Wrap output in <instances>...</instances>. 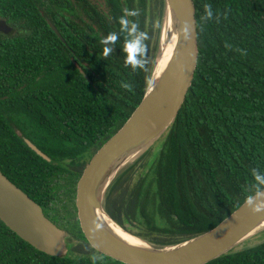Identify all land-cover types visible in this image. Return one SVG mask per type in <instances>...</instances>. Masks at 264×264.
Segmentation results:
<instances>
[{
	"label": "trees",
	"instance_id": "trees-1",
	"mask_svg": "<svg viewBox=\"0 0 264 264\" xmlns=\"http://www.w3.org/2000/svg\"><path fill=\"white\" fill-rule=\"evenodd\" d=\"M19 1L24 0H0L2 15L23 20L27 32L53 34L33 10L23 15V9L16 6ZM193 2L198 60L186 99L155 156L147 161V150L124 168L104 199L105 211L114 221L160 246L214 228L254 195L252 170L264 173V0ZM163 5V0H76L74 6L64 0L60 8L64 20L56 23L64 41L52 37L46 47L36 45L45 49L38 63H30L26 54L17 59L23 66L37 67L36 71L15 70L8 59L13 57L11 49L0 51V82H26L19 93L33 97L25 111L63 114L61 120L31 118L34 125L26 129L34 142L47 138L45 154L51 161L70 158L76 169L72 174L61 172L62 181L70 174L67 200L36 202L51 206L53 210L45 211L46 216L60 222L70 239L76 240L72 250L80 254L49 256L0 220V264H92V256L100 257L97 264H124L99 253L85 238L77 218L76 184L95 153L122 127L145 94ZM206 6L213 12L211 19L205 18ZM128 10L139 12L128 19L148 34L144 66L135 71L124 65L126 33L119 25ZM113 31L117 42L101 44ZM103 47L112 48L108 57L101 55ZM3 123L1 118L2 131ZM22 145L25 150L15 151L12 166L27 177L32 189L44 188L50 179L44 167L50 175L57 165ZM21 155L27 159L22 161ZM138 164L142 170L137 171ZM206 264H264V241L231 250Z\"/></svg>",
	"mask_w": 264,
	"mask_h": 264
},
{
	"label": "water",
	"instance_id": "water-1",
	"mask_svg": "<svg viewBox=\"0 0 264 264\" xmlns=\"http://www.w3.org/2000/svg\"><path fill=\"white\" fill-rule=\"evenodd\" d=\"M163 3L162 25L167 16L171 17L175 35L171 56L158 74L154 73V60L141 102L81 173L75 196L77 218L85 238L96 251L124 264H206L234 250L259 229L264 220V209L253 212L245 201L214 228L182 242L160 246L123 228L104 208L106 193L115 178L174 122L197 66L193 0H163ZM48 23L59 34L56 27ZM27 143L37 154L51 161L32 143ZM0 220L22 240L49 256L62 257L69 252L65 231L46 217L40 205L1 170Z\"/></svg>",
	"mask_w": 264,
	"mask_h": 264
},
{
	"label": "flooded vegetation",
	"instance_id": "flooded-vegetation-1",
	"mask_svg": "<svg viewBox=\"0 0 264 264\" xmlns=\"http://www.w3.org/2000/svg\"><path fill=\"white\" fill-rule=\"evenodd\" d=\"M73 5H76V0H67ZM62 2L64 0H24L22 2H18L16 6H19L23 9L24 14L28 15L26 12L28 9L33 10L34 13H37L42 19L45 20L47 25L50 27L49 22H51L59 32L57 34L55 31L52 30L53 34L48 33H40V32H27L26 28L23 25V20L15 19L11 15H2V11L0 10V51H7L9 49V53L13 55V57H9V61L14 64L15 70L19 71H31L37 70V67H31L29 64L23 66L21 62L17 59L19 56L25 55L30 63H38L45 54H42L45 49H38L36 45L40 44L42 47H46L48 45V38H59L61 41H64L60 30L56 23L63 22L65 12L62 8ZM55 8L57 11H55ZM70 18H73L75 21V17L67 15ZM3 23V25H2ZM5 27V29L2 28ZM40 39V41L38 40ZM25 40L26 42L19 43V41ZM21 44L24 45L23 48H14V46ZM35 46L32 48L31 46ZM10 46V48H9ZM45 60V58H44ZM26 72L22 73L25 74ZM35 74V72H34ZM32 76L31 72H28V77ZM36 79H39L40 76H35ZM26 82H0V120L1 118L4 119L3 128L4 131L0 130V166L4 168L7 174H3L17 187H19L22 191H24L31 199L35 202L36 200L42 201H58V200H67L68 191L71 187L70 180H69V173H66L67 180H61V172L67 170V172L75 173V168L71 166V159L70 158H62V159H55L52 161L53 164L57 165L55 169L53 168L54 173L48 175L47 168L44 167V171L46 172V176H50V179H46L44 182V188L32 189L30 185H28L27 177L17 171L12 166L11 160L15 154L16 150H25L22 143L27 146L30 150L34 151L27 143L29 141L32 143L38 150L45 154V149L48 150V140L46 137H42L40 141L34 142L35 138L30 137V133L26 128L32 127L34 124L29 120L31 118H39V119H58L61 120L63 114L59 113H42V114H32L28 113L25 110L31 107L33 97L28 98L22 96L19 93L21 88H24ZM10 86L16 88L17 91H12ZM12 92H16L17 95H12ZM3 133V134H2ZM30 135V136H29ZM53 142V140H51ZM39 143L41 146H39ZM3 152H8V154H4ZM35 152V151H34ZM36 153V152H35ZM37 154V153H36ZM39 155V154H38ZM40 156V155H39ZM42 157V156H41ZM49 157V156H48ZM22 161L27 159L26 155H21L19 157ZM43 158V157H42ZM44 159V158H43ZM51 159V158H50ZM46 160V159H44ZM47 161V160H46ZM72 167V168H70ZM63 169V170H62ZM1 170V168H0ZM57 170H61L57 173ZM78 182V181H77ZM77 186V184H76ZM40 205L38 202H36ZM43 210V213L51 212L53 209L51 206L47 207L46 205H40ZM46 216V214H45ZM48 217V216H46ZM49 218V217H48ZM50 219V218H49ZM51 220V219H50ZM52 221V220H51ZM55 223L54 221H52ZM58 227L65 231V243L67 247L72 249L66 242L68 234L65 229H63L60 225V222L55 223ZM74 239H72L73 241ZM75 245L76 240H74ZM74 245V246H75ZM73 246V247H74Z\"/></svg>",
	"mask_w": 264,
	"mask_h": 264
},
{
	"label": "clouds",
	"instance_id": "clouds-1",
	"mask_svg": "<svg viewBox=\"0 0 264 264\" xmlns=\"http://www.w3.org/2000/svg\"><path fill=\"white\" fill-rule=\"evenodd\" d=\"M206 19H211L213 12L210 6H206ZM139 12L137 10H128L124 16L119 19L120 31L126 33V38L123 41L122 51L124 53V65L130 67L133 71L143 68L144 59L146 53V45L144 41L148 40V34L145 31L140 30V26L137 22L131 21L128 17H137ZM185 37L187 38V32L185 31ZM117 32H109L107 36L101 39V44L111 45L117 42ZM112 52L111 47H103L101 55L108 57ZM254 179L255 193L250 195L246 199V204L250 207L251 211L259 212L264 209V191H261V187H264V173L257 170H252L251 173ZM92 264H97L100 257L92 256Z\"/></svg>",
	"mask_w": 264,
	"mask_h": 264
},
{
	"label": "bare ground",
	"instance_id": "bare-ground-1",
	"mask_svg": "<svg viewBox=\"0 0 264 264\" xmlns=\"http://www.w3.org/2000/svg\"><path fill=\"white\" fill-rule=\"evenodd\" d=\"M174 36L172 19L171 17L167 16V18H165L163 21L162 31L159 36V47L155 59V74H158L160 71H162L168 62L172 53ZM261 227H264V220H262V223L258 228Z\"/></svg>",
	"mask_w": 264,
	"mask_h": 264
},
{
	"label": "rangeland",
	"instance_id": "rangeland-1",
	"mask_svg": "<svg viewBox=\"0 0 264 264\" xmlns=\"http://www.w3.org/2000/svg\"><path fill=\"white\" fill-rule=\"evenodd\" d=\"M162 18L163 17H161V20H160V31H161V26H162ZM160 31H159V36H160ZM159 36H158V42H159ZM157 48H158V43H157ZM156 53H157V51H155V55H154V58H153V61H152V67L154 65V60L156 59ZM161 139H162V136L156 142H154V144L148 149L149 150V154L147 155V161H150L155 156L158 148L160 147ZM135 161H136V159L132 160L130 162V164H133ZM140 167H141V165L139 166V164L136 166L137 171L143 169V168L141 169ZM131 229H134V228L131 227ZM262 241H264V228H259L253 234H251L249 237H247L243 242H241L239 245H237L234 248V250H239V249L251 246V245H255L256 243H259V242H262ZM66 242L71 247H73L75 245L74 240L72 241V239H70L69 236L67 237ZM68 255L72 256V257H77L80 254L75 252L74 250L70 249L69 252H68Z\"/></svg>",
	"mask_w": 264,
	"mask_h": 264
}]
</instances>
